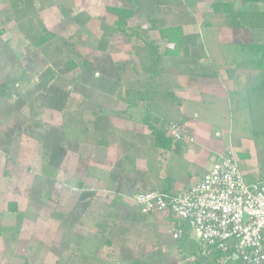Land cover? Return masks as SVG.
Masks as SVG:
<instances>
[{
  "label": "rangeland",
  "instance_id": "374dc122",
  "mask_svg": "<svg viewBox=\"0 0 264 264\" xmlns=\"http://www.w3.org/2000/svg\"><path fill=\"white\" fill-rule=\"evenodd\" d=\"M123 3L0 0V226L17 229L16 238L14 231L0 236V264H110L112 257L120 258L126 249L141 260L147 245L155 248L146 233L135 239V233L127 236L123 231L142 223L139 214L127 218L136 212L129 199L143 191L133 181L142 179L141 172L151 159L149 147L143 150L131 144L140 139L138 128L145 125L144 116L150 115L138 107L137 90L173 92V78L159 81L164 73L147 75L139 61L129 58L133 46L142 41L115 33V17L106 10ZM134 8L128 29L145 42L158 43L156 29L171 22L165 10L175 7L165 0H138ZM199 14L195 20L190 16V23L222 28L241 19L207 10ZM49 34L52 37L42 40L41 36ZM202 35L205 50L211 53L210 43H217L215 35L209 30ZM226 37L220 40L228 41ZM245 52L246 56L236 57L237 63L252 59ZM70 60L77 69H69L66 62ZM82 60L90 63L94 77H79ZM248 79V86L239 81L236 87L252 92L251 84L256 81L259 86L264 76ZM128 94L135 99L131 108ZM244 95L240 94L241 102L232 96L235 104L221 102L214 112L209 107L205 112L198 110V121L212 143L220 144L217 133L222 127L235 141L245 142L250 161L236 146L221 154L230 151L241 171L247 164L254 173L264 175V128H255ZM240 104L245 108L236 109ZM151 121L149 116L147 122ZM164 125L163 121L158 127ZM60 144L66 153L60 167L53 169L48 165L49 152ZM84 189L94 191L80 199ZM12 202L17 204L16 213L7 209ZM84 203L92 208L81 210Z\"/></svg>",
  "mask_w": 264,
  "mask_h": 264
},
{
  "label": "crops",
  "instance_id": "0c3cea01",
  "mask_svg": "<svg viewBox=\"0 0 264 264\" xmlns=\"http://www.w3.org/2000/svg\"><path fill=\"white\" fill-rule=\"evenodd\" d=\"M165 2L175 8L165 10L167 14H170L169 17H171V22L161 25V28H171L181 24L180 28L183 35L198 36L200 38L199 44L201 48L196 51V55L200 54L203 50L202 57L204 61H193L192 64L203 63L217 69L216 75L212 77L179 75L178 69L172 67L173 64L178 65L182 63H178V54L176 56L174 55V42L161 39L158 34V29H156L160 40L158 43L155 41L153 42L159 47V54L162 55L161 64L165 66L164 74L157 80L169 82L170 78H173V92L171 93L178 101H176V103H169L164 102L160 97H158V99H152L151 95L160 92H144V101H140L141 103L138 107L144 110L148 108L149 116H152L151 125L159 126L160 122L163 121L165 124L170 121L175 122L190 134L194 138V141L192 143H185L182 147H178V149L174 147L171 151H164L162 148L153 146L151 133L145 125L141 124L139 128L135 126L136 129H139L137 133L142 132L136 136L140 139H137L135 143L131 145L133 147L137 146V149L141 148L143 150L149 147L151 150V159L146 162L145 169L141 172L142 175L140 177L142 179L137 181L134 180L133 182H138V189L143 191L157 190L161 192L169 191L170 193H178L186 190L191 184L201 180L211 168L213 161L228 147V149H233L236 146L240 155H246V162L251 160L245 149V142H242V140L235 141L227 128L222 127L217 133V136L221 139L220 144L212 143L208 133L202 128L203 124L198 121L200 115L198 110H203L205 112L206 107H209L211 108L210 110L214 112L215 107H218L221 102L228 101V104H235L237 99L241 102L240 94H245V104L253 120L256 122L255 128L259 126V128L263 130L264 91L261 89L262 84L256 86L258 85L256 81L252 83L251 85L254 86L252 92L249 91V88L246 91L241 85H239L240 87L237 85L239 88L238 90L236 87L239 81H246V84H250L251 82H249L248 78H253V80L259 77L263 78V73L261 70L259 71L257 67L253 70L252 68L254 65L248 64L249 60L237 63L236 57L241 55L246 56L245 51L247 50L245 48L241 49L242 47L263 42L264 3L252 2L250 0H165ZM153 7L155 6L153 5ZM203 10L211 12L212 15L220 13L226 14V17L238 15L241 19L236 24H231L222 28L215 27L214 25L202 27L196 25V23H190L193 21L191 17L195 20V17L201 15L199 11ZM154 22L156 21L154 20ZM204 30H209V32L212 31L216 38L214 41L217 42L216 44L213 42L210 43L211 50H213L211 53H207L205 50L207 44L202 40ZM220 37H226L228 41H221ZM149 43L150 41H144L143 43L135 44L133 46L135 51L132 52L129 58L134 61H139V64L147 63V54L143 50L146 49L145 45ZM233 56L235 58H233ZM134 61L132 63H134ZM245 65H248L250 68L247 69ZM166 67H168V69H166ZM251 85H249V87ZM239 90L242 92H238ZM232 96L233 99L235 97H237V99L232 100ZM143 102L146 103V105L143 104ZM240 106L241 104L237 105L236 109L244 107ZM122 126L121 124L119 128ZM126 128L136 133L131 126L127 125ZM225 141H227V144L223 146L222 143ZM161 156L163 157L162 159ZM241 173L248 181L264 178V175L254 173L247 164H245ZM83 191L85 193H91L94 190L84 189ZM108 192L111 193L110 191ZM114 194L115 193L112 195ZM131 197L129 199L130 202L132 201ZM131 203L133 209L137 213L132 212L127 216L128 219H131L133 216L141 215L137 211V206H135L133 202ZM86 208L90 209L92 207L88 205ZM150 215L151 217H146L148 215H141L140 217L143 219L139 221L142 223L137 222L130 226L129 230L127 228L123 231H126L127 236L131 233H135V239H137L138 236L141 237L140 235L143 234V232L146 233L148 238L153 240L155 248L150 250V245H147V252L140 254L141 260L137 259L139 256H133L128 249H126L127 253L122 252L120 254V258H117L119 257L117 254L113 258L112 256L114 254H111L110 257H112V262L110 264H236L231 261H223L221 256L213 251L203 254L191 234H186L179 240L172 239L171 229L176 222L168 212L153 213L149 214V216ZM77 216H81V213ZM80 220H82V217Z\"/></svg>",
  "mask_w": 264,
  "mask_h": 264
},
{
  "label": "built area",
  "instance_id": "2783aa9c",
  "mask_svg": "<svg viewBox=\"0 0 264 264\" xmlns=\"http://www.w3.org/2000/svg\"><path fill=\"white\" fill-rule=\"evenodd\" d=\"M164 130L173 141H194L175 122H167ZM131 200L142 215L168 212L176 222L172 239L191 234L203 254L216 251L223 261L264 264V178L245 179L230 151L184 191L145 190Z\"/></svg>",
  "mask_w": 264,
  "mask_h": 264
},
{
  "label": "trees",
  "instance_id": "16d2710c",
  "mask_svg": "<svg viewBox=\"0 0 264 264\" xmlns=\"http://www.w3.org/2000/svg\"><path fill=\"white\" fill-rule=\"evenodd\" d=\"M135 1L137 2L138 0H124L123 3L124 6L107 7L106 10L112 16L115 17V21L113 23V31L115 33H120L123 35H127L130 38L139 39L143 43L145 40L140 38L135 30L128 29V21L136 14V9L134 8ZM250 1L264 3V0H250ZM153 24L154 26H156V22L153 21ZM178 25L179 26L176 27L158 29V34L161 39L163 40L167 39L168 41L174 42V46H175L174 55L176 56L178 54V63L182 62L178 65L173 64L172 67H174L175 69L177 68L178 72L181 75L197 76V77L215 76L217 71V69H214L215 67L203 63L192 64L193 61H197V62L204 61V58L202 57L203 50L201 51L200 54L196 55L197 53L196 51H198L201 48V45L199 44L200 38L198 36L183 35L180 28L181 24ZM50 37H52V35L50 34L47 36H41L42 40H46ZM145 46L146 49H144L143 51L146 52L148 60L147 63L145 64L140 63L141 69L144 73H147V75H154L156 77H159L165 71L164 66H162L163 64H161L162 55L159 54V47L153 41H150V43L146 44ZM244 48L251 54L252 57V59L248 62V64H252L256 66L259 70L262 71L264 76V39L262 43H253L251 45L242 47L241 49ZM66 64L67 66H69V69L74 70L78 68L77 64H75L71 60L66 62ZM81 65L83 66L82 68L83 71L80 73L79 77L83 79H87V77H94V71L92 70V66L90 65V63H88L85 60H82ZM262 86H264V81L262 83ZM55 92L54 94H56ZM144 92H152V91H150L148 87L141 90L138 89L137 93L140 96L141 99L140 101H144ZM157 92L160 93L151 95L152 99L154 98L158 99V97H160L164 102H169V103H176V101H178L177 98L171 92H166L161 90H158ZM126 101L128 107L131 108L134 105L135 99H132L131 94H128ZM61 108L62 107H60L59 110H61ZM146 110L148 111V108ZM148 117L149 115L147 114L146 116H144L145 118L144 123L152 135V144L154 147L162 148L164 151H171L172 148L176 147V149H178V147H182L185 144V142L183 141H173L167 138L165 135L164 126L158 127L151 125L149 122H147ZM64 146H65L64 144L53 146L49 152L48 165L51 166L53 169H58L62 163V160L66 153ZM163 193L168 195L176 194V193H170L169 191ZM90 195H92V193H83L80 199H83L86 196H90ZM87 206L88 204L84 203L82 206H80L81 207L80 209L84 211ZM7 209L10 212L16 213L17 204L15 202L9 203ZM137 211L138 213H140L138 209ZM12 231H14L15 233L14 238H16L17 229L2 228L0 226V236L5 235ZM213 252L218 253L216 251ZM218 254L221 255L220 253Z\"/></svg>",
  "mask_w": 264,
  "mask_h": 264
}]
</instances>
